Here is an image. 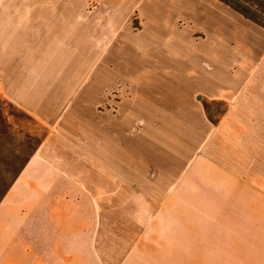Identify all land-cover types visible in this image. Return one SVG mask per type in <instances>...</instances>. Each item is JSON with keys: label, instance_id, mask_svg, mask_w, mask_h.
<instances>
[{"label": "rangeland", "instance_id": "374dc122", "mask_svg": "<svg viewBox=\"0 0 264 264\" xmlns=\"http://www.w3.org/2000/svg\"><path fill=\"white\" fill-rule=\"evenodd\" d=\"M101 1L51 0L86 15ZM219 1L242 24L223 35L232 53L215 55L226 80L195 89L210 123L132 121L131 105L158 113L162 95L135 90L159 83L144 75L159 62L139 53L140 0L112 59L0 57V264H139L177 241L178 214L205 232L196 242L255 247L264 261V0Z\"/></svg>", "mask_w": 264, "mask_h": 264}, {"label": "crops", "instance_id": "0c3cea01", "mask_svg": "<svg viewBox=\"0 0 264 264\" xmlns=\"http://www.w3.org/2000/svg\"><path fill=\"white\" fill-rule=\"evenodd\" d=\"M74 6L66 2L52 3L51 0H0V57L49 58L52 51H58L65 53L63 57L72 54L80 59L114 58L115 31L129 15L131 0H102L88 15L82 4L78 10ZM139 9L143 21L139 53L144 52L141 56L145 59L154 57L159 62L144 75L154 76L159 83L141 81L135 90L161 91L162 95L155 96L160 97L158 113L143 109L141 102L131 105L130 108L136 109L133 108L135 118L132 121H156L154 116L157 114L162 121L210 123V113L203 99L197 104L194 101L195 89L204 92L205 82L213 75L226 80L228 60L216 59L224 58L222 53H232L228 51L223 35L236 33V25L242 24L241 19L236 22L231 16L228 18L219 0H140ZM195 33L204 36L200 42L203 49L193 53L188 49L196 45ZM254 41L252 38L250 42ZM207 44L208 52L213 56L204 51ZM167 45L169 49L164 48ZM246 53V58L253 60L251 54ZM218 54L221 58L215 56ZM162 60H167L170 66H162ZM17 69H12V73ZM182 76H187L186 83L180 81ZM256 115L258 118V111ZM177 219L182 220L174 226V233L180 234L177 241L158 244L159 248H154L155 258L144 255L138 260L139 264H264L255 247L196 242V239L202 240L205 232L196 231L189 215L178 214ZM144 247L147 248L142 250L155 246ZM245 250L250 253L243 254Z\"/></svg>", "mask_w": 264, "mask_h": 264}]
</instances>
